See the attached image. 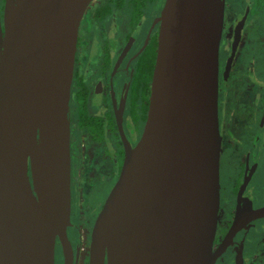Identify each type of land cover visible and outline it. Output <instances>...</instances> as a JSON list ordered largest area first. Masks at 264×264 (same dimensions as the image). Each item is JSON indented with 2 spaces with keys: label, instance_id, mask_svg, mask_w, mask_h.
<instances>
[{
  "label": "water",
  "instance_id": "obj_1",
  "mask_svg": "<svg viewBox=\"0 0 264 264\" xmlns=\"http://www.w3.org/2000/svg\"><path fill=\"white\" fill-rule=\"evenodd\" d=\"M90 0H6L0 34V264L66 262L69 94ZM223 0H165L158 91L91 230L89 264H213Z\"/></svg>",
  "mask_w": 264,
  "mask_h": 264
},
{
  "label": "flooded vegetation",
  "instance_id": "obj_2",
  "mask_svg": "<svg viewBox=\"0 0 264 264\" xmlns=\"http://www.w3.org/2000/svg\"><path fill=\"white\" fill-rule=\"evenodd\" d=\"M164 3L90 0L82 13L68 108L71 257L66 262L56 238L54 264H89L94 220L158 91ZM216 90L213 264H264V0H223Z\"/></svg>",
  "mask_w": 264,
  "mask_h": 264
}]
</instances>
